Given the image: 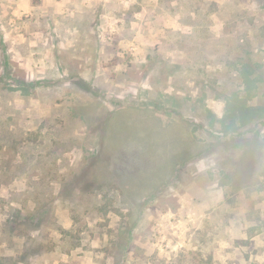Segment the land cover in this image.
I'll return each instance as SVG.
<instances>
[{
    "label": "rangeland",
    "instance_id": "rangeland-1",
    "mask_svg": "<svg viewBox=\"0 0 264 264\" xmlns=\"http://www.w3.org/2000/svg\"><path fill=\"white\" fill-rule=\"evenodd\" d=\"M0 264H264V0H0Z\"/></svg>",
    "mask_w": 264,
    "mask_h": 264
}]
</instances>
